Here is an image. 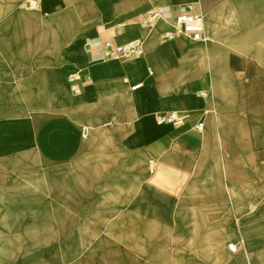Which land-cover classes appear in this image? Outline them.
Listing matches in <instances>:
<instances>
[{"label":"crops","instance_id":"1","mask_svg":"<svg viewBox=\"0 0 264 264\" xmlns=\"http://www.w3.org/2000/svg\"><path fill=\"white\" fill-rule=\"evenodd\" d=\"M202 1L0 0V74L43 64L52 52L53 63L69 70L72 90L83 96L77 126L53 119L49 130L58 139L86 140L84 152L70 161L85 204L56 213L79 214L75 222L95 231L97 219L116 216L97 234L100 251L108 249L119 261L264 264V82L254 73L264 70V0L223 1L219 6L233 14L211 13L208 32L194 42L175 32L176 19L185 11L204 17ZM45 34L53 38L51 47L38 43ZM225 39L233 48L244 43L243 55L229 62L230 92L216 99L203 57L188 60L210 41L220 48ZM134 41L142 42V57L108 58L103 46ZM171 113L184 117L183 124L160 123ZM36 150L26 160L0 157L2 208L13 197L14 173L37 185L47 180L36 192L41 204L54 194L49 189L59 169L45 170L48 163ZM109 181L137 183L127 204L93 205L94 196H110L104 189L94 195ZM110 226L125 242L106 234Z\"/></svg>","mask_w":264,"mask_h":264},{"label":"bare ground","instance_id":"2","mask_svg":"<svg viewBox=\"0 0 264 264\" xmlns=\"http://www.w3.org/2000/svg\"><path fill=\"white\" fill-rule=\"evenodd\" d=\"M223 1L225 0L202 1L205 32H208V19L211 13L224 16L228 12L232 15L235 11L231 7L219 6ZM247 7L248 5L243 8L246 9ZM51 42H53V38L50 34L38 38V43L46 47H51L49 45ZM218 45L222 47L216 48L215 44L210 41L205 50L194 52L188 60V63H191L195 59V55L203 57L206 69H210L213 74L212 97L216 99L222 97L224 93L228 94L230 92L229 87L226 85V81L230 77L229 62L234 56L243 55L240 51H243L244 43H241L240 47L233 48L232 44L225 39ZM235 50L236 54L234 55L233 51ZM53 57V53L49 52L46 54L43 64L34 65L28 70L9 71L11 73L0 74V146H3L0 149H4V146L8 148L9 144H11L9 147L12 148L11 151L0 150V157L11 153L14 158L25 160L33 158L36 156V146L38 145L39 153L43 155L45 162L48 163L45 170L59 169V181L54 183L51 188L49 183V194L58 193L60 197L65 195L68 197L69 195V202L74 201V205H78L81 201L80 204L84 205L85 199L80 197L82 195L80 183L77 182V178H74L70 161L84 152L86 140L77 139L76 142L75 140L58 139L53 137L49 130L53 119H64L77 126V117L83 115V110L78 109V106H82L83 96L80 92L75 93L72 90L68 78L69 70L59 68L57 64L53 63ZM254 73H258L264 82V70H256ZM75 76H78V74ZM79 127H82V124H79ZM20 167L14 163L13 168L20 169ZM94 170L95 168H93ZM13 177V197L10 200L3 201L4 209L0 212V217L8 221L15 229L24 226L28 220L40 224L43 218L41 213L45 212L47 207L46 202L41 204V200L34 197L23 200L19 194L28 192L33 196L37 191L47 188V180L43 184L39 182L37 185L35 180L32 183L26 182L24 179L31 178L26 174L20 176L14 173ZM5 185L8 186L9 181ZM134 185L137 186V183L131 182L132 190H134ZM86 203L89 206L88 199H86ZM132 205H135V203L132 202L130 206ZM119 219L123 222L129 220L140 222L138 218L131 219V216H122ZM116 220L117 217L111 214H105L102 218L97 219L100 229L93 232L95 235L93 237L100 240L101 234L98 235L97 233L104 232L106 222ZM143 232H145L144 229L140 233ZM106 234L115 236L119 241L125 242L123 235L113 229V226H110V230L106 231ZM62 249H67V246L59 247L58 250L62 251ZM96 249H101V247ZM132 264L160 263L149 261L134 262ZM166 264L187 263L171 262ZM220 264H228V262Z\"/></svg>","mask_w":264,"mask_h":264},{"label":"rangeland","instance_id":"3","mask_svg":"<svg viewBox=\"0 0 264 264\" xmlns=\"http://www.w3.org/2000/svg\"><path fill=\"white\" fill-rule=\"evenodd\" d=\"M255 8L252 7L253 12H257L258 9L255 10ZM248 9L249 7L245 12H250ZM185 37L191 40L188 36ZM101 189L106 190L110 196L100 198L94 196L93 205L127 204L132 194L131 182H106L102 186H96L94 195H98ZM19 195L23 200L37 198L36 193L33 196L28 192ZM49 196L50 198L45 197L43 201L46 202L47 207L45 212L41 213L43 218L40 224L28 220L24 226L15 229L8 221L0 217V264L134 263L117 260V256L109 253L106 248L105 252H101L100 249L97 250L98 252L93 250V248H99L100 243L95 237H89L95 230L86 228L84 223L75 222L74 217L79 214L56 213V210L68 211L69 206L74 205L75 202H69V195L60 197L58 193H54ZM3 209L0 204V212ZM64 217L70 218L72 222L64 224L62 221ZM63 246H67V249L59 251V247Z\"/></svg>","mask_w":264,"mask_h":264},{"label":"built area","instance_id":"4","mask_svg":"<svg viewBox=\"0 0 264 264\" xmlns=\"http://www.w3.org/2000/svg\"><path fill=\"white\" fill-rule=\"evenodd\" d=\"M29 6L32 9L39 8L37 3L34 1H29ZM177 29L176 33H183L188 36L192 41L199 42L203 39L205 33V21L204 17L200 14H193L190 11L181 12V14L176 19ZM171 36V35H169ZM104 49L106 50V55L108 58L114 59H134L139 58L144 55V47L141 41H134L124 45H113L111 42L104 43ZM79 80V76L72 77L70 81L73 83ZM141 85H137L134 89L140 88ZM184 122V117L178 115L177 113H171L166 117L160 119L161 124H175L181 125ZM203 123L197 126L198 130H202ZM229 250L232 253H236L238 246L234 243L229 244Z\"/></svg>","mask_w":264,"mask_h":264}]
</instances>
